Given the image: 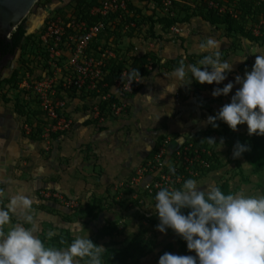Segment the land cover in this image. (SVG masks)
Here are the masks:
<instances>
[{
  "label": "rangeland",
  "instance_id": "1",
  "mask_svg": "<svg viewBox=\"0 0 264 264\" xmlns=\"http://www.w3.org/2000/svg\"><path fill=\"white\" fill-rule=\"evenodd\" d=\"M237 1L238 0H234L235 5ZM187 4L193 7L199 5L192 1ZM73 5L75 4H71L70 7ZM47 8V0H39L31 10L32 15L26 18V22L24 23V29L28 37L22 42L16 61H14L15 63H13L11 69L5 72L2 77L3 80H6L12 73L16 72V80L18 82L14 83L13 79V83L11 84L6 81L0 84V109H2L3 112L9 111L12 116L14 114L19 127L23 124L22 127L25 131H27V127L30 124L34 123V117L37 113L33 114V112L37 111L38 105L30 92L22 91L19 88L21 84L20 81H22L24 74H30L36 77L38 73H41L46 67H44L46 56L39 46L38 37L45 23V19H48L47 16L69 14V12H64L63 10L49 14L50 12ZM157 8V5L152 3L150 9L152 12H148L149 14H145L144 16L142 15L143 10L146 9V6H144L140 11V17L134 16L136 28H128L126 33L123 32L124 28H121V53H123V61L127 60L124 54L134 49V46L130 50L129 47L134 44L135 41H139L140 43L137 45L139 47H135V49L142 53L141 57H146L154 66L156 65L163 72H171L172 74L174 68H176L181 61H184L185 64H198V61L202 59L204 55L200 50V45L201 43H206L207 37H213L221 44V60L233 62L236 59H243L245 57L246 59L242 62H235L232 71L227 75V79L220 85H201L193 81L189 86H182L183 90L177 88L178 90H176L174 95H170L171 93L168 91L161 92L160 94H150V96L153 97L151 103L154 107H157L155 108V116L158 120L156 126H148V120H146L148 116L143 110L140 112L135 111L134 114L133 111L136 106L130 103L129 97L123 115L126 114V117L129 118L130 116H134L136 123L133 121L129 123V118H127V123H125V118L123 117L121 118V130H119L121 134L113 132V134H117L118 137L113 138V134H111L106 140L100 141L108 145L107 148H110L107 151V148L104 147V150L112 153V155H110L112 160H114V148L120 150L118 148L121 145V168H115L116 162L109 160L107 164H114V166H112L111 169H104L105 166L102 165L104 162L100 159L98 161L97 158L99 150H102L103 147H94L93 149L87 142L82 144L79 149L83 156V161L87 162L89 159L88 157H91V161L90 166L86 167L87 170L85 171H80L78 167V173L75 175L79 181L77 185L73 186L72 189L65 188L67 195L64 193L47 191L51 194H58L65 203L67 201H73L74 205L77 206L69 208L64 206L65 203L63 202L58 203L59 207H57L59 210L57 211L60 212L63 218L61 217V219H59L57 217L54 219V223L56 224H52V226L42 224L41 228L38 229L39 238L46 246L66 248L77 236L86 237L88 235L89 239L95 245L102 246L105 249L102 250V253L105 251L122 252L129 250L128 253H130V258L123 260L122 263L124 264H158L159 257L165 252L175 255L194 256V253H189L187 251L186 244H180L176 239V235L171 230H168L166 234H161L156 230L157 225L155 223L158 219L155 215L154 197L149 193H147L148 196L143 193L146 184L153 179L151 175H145L140 182H137V185L134 186V190L121 189L119 186L120 184L126 183L128 180L130 182L134 172L136 173L137 169H139L142 164L144 165L148 161H151L156 152L152 156H149L150 153L148 151L151 150L154 145L158 146L156 151L159 147H164L167 152L164 165L171 167L173 153L182 142L191 139L189 137L191 133H195L194 136L197 138L203 137V133L205 132L207 134L210 133L209 138H214L217 143L221 138L224 140V146L219 151L216 150L219 147L218 145L211 146L215 154L214 159L210 162V168L203 172L202 177L194 180L201 185L209 181H215L220 188L224 185L227 186V193L244 191L248 195L264 194V169L257 171L248 164L245 153L249 151L243 153L239 158H233V148L237 142L246 144L250 150L252 147L250 139L258 135L249 136L246 125H240L236 131H231L228 126L221 121H217L218 127L215 129L206 123L207 117L215 115L223 105L230 102L231 96L234 95L239 87V85L235 84V77L240 76L243 78L246 71H251L255 62V55L258 50H264V44L253 43L241 39L238 35L228 38L225 35L223 27H211L207 23H203L199 18L192 17L188 19L187 23L182 24L183 26L173 25L170 28H164L162 25L158 24V26H156L158 31L154 30L153 33L155 36L152 37L149 33V22L147 19L148 17L160 14V12L156 10ZM186 15V13L180 11L178 18L184 19ZM245 27L246 29L249 28L248 23ZM112 36L114 35H110L109 37ZM167 44L169 45L170 53L173 54L179 51L182 54L178 57L169 55V58L164 60L165 58H163L164 53L162 50ZM230 44H232V47H230ZM180 48L184 49V53L181 52ZM137 51H134L135 55L132 57H137ZM150 51H152V55H150ZM27 69L30 73L26 71ZM146 74V76L149 75L148 72H146ZM185 82L186 81H181L180 83L183 84ZM229 82H232L234 87L228 96L214 98L211 95L214 88H222ZM162 83L168 85V82ZM164 84H160V86L163 85L164 87ZM142 85L143 80L139 83L138 89L141 88ZM135 94L136 92L133 96H135ZM133 96L131 98H133ZM187 99H189L188 103L190 104L185 103ZM145 101L146 100H142L141 102L144 107L143 109H145ZM191 105L195 108L199 107L205 110L206 114H202L198 120L195 119L196 113L191 110H185L186 106ZM86 109L88 111L90 110L88 106L81 107L79 104L74 114H87L85 111ZM147 110L148 109H146V111ZM147 113L153 115L149 110ZM88 116L89 118L91 117L90 115ZM88 116L86 117L88 118ZM106 120L112 121L114 119L106 118L103 123L101 122L98 124L93 122L94 129H100V131L104 130L105 124L108 122ZM145 122L147 125H145ZM166 131H171L173 133L176 131L179 133L182 132V142L180 141V143L173 145V141L170 139L171 136L165 134ZM29 134L30 138L35 137L42 141L38 135L35 134L33 137L32 133ZM53 137L52 135L49 139L50 141H47V144L44 140L42 143L47 146ZM261 137L264 138V136ZM81 140L82 142L87 141L85 136H83ZM87 147H90V149H87ZM147 153L149 154L147 155ZM93 157H95V159H93ZM69 158V155L64 157L63 162L68 164ZM73 166L75 167L76 165L73 164ZM119 178H121V180L116 181ZM92 186L95 188H92ZM92 190L95 193V199L103 200L102 204L100 201V203H97V207L103 209V214L101 213L98 222L94 221V223L89 219V215H85L84 213L86 210L89 211L91 209V203L93 201L90 198L87 199L86 196L89 192H92ZM129 191L132 192L130 193ZM50 201L55 200L52 198ZM30 224L32 223L27 225L30 226ZM136 244L138 246H135ZM114 254L116 253H113V255ZM113 255L109 258L110 260H115L116 255ZM120 263L121 261L115 262V264ZM80 264H86V261H80ZM102 264L108 263L102 260Z\"/></svg>",
  "mask_w": 264,
  "mask_h": 264
},
{
  "label": "clouds",
  "instance_id": "2",
  "mask_svg": "<svg viewBox=\"0 0 264 264\" xmlns=\"http://www.w3.org/2000/svg\"><path fill=\"white\" fill-rule=\"evenodd\" d=\"M46 21V20H45ZM221 44L213 37L201 43L204 53L198 64H180L172 71L175 82L165 91L174 95L178 86H189L195 81L204 85H220L232 71L233 62L220 59ZM139 75L136 69H133ZM181 81H186L181 84ZM239 85L229 103L223 105L206 123L213 129L217 121L236 131L246 125L249 136H264V50H258L251 71L243 78L235 77ZM234 84L216 87L211 95L228 96ZM149 100L153 97L147 95ZM210 145L224 146L223 138L217 143L207 138ZM249 151L246 144L237 142L233 158H239ZM169 171H175L169 167ZM155 215L159 223L156 230L166 234L171 230L186 243L189 253L175 255L165 252L158 264H264V194L248 195L222 192L215 181L201 185L194 179H186L180 187H163L154 195ZM31 201L23 196L13 198L11 205L0 208V264H102V246L95 245L87 235L77 236L66 248L46 246L39 238L38 228L33 223L25 227L17 222L5 231L11 222L10 212L17 207L28 208ZM30 219V218H28Z\"/></svg>",
  "mask_w": 264,
  "mask_h": 264
},
{
  "label": "built area",
  "instance_id": "3",
  "mask_svg": "<svg viewBox=\"0 0 264 264\" xmlns=\"http://www.w3.org/2000/svg\"><path fill=\"white\" fill-rule=\"evenodd\" d=\"M92 1L94 4L88 10L87 19L76 17L74 9L67 15H54L46 19L38 37L39 46L46 56V67L36 77L24 74L20 81L19 88L30 92L38 105L34 123L27 127L26 132L38 135L46 144L52 135H63L70 131L73 125L71 110L78 108L79 104L90 108V118L97 124L103 123L106 118H120L125 113L128 98L137 92L138 85L143 80L140 73L137 75L133 72V54H124L127 60L123 61L119 42L115 41L114 36H107L109 32H119L120 28H124V33L128 28H136L134 22H124L130 16L129 0ZM190 1L204 3L208 10L218 14L227 12L234 19L238 16L230 2L234 4V0H160V9H156L160 12L158 16L167 14L173 17L172 8L175 4ZM261 4H264V0H256V5ZM94 19L97 21L89 23V20ZM262 27L264 28L262 17L257 24L249 26L255 36L261 35ZM132 51L137 50L134 47ZM115 66L120 69L111 78ZM152 66L148 60L142 68L149 72ZM166 153L163 146L159 147L151 161L142 164L134 172L130 182L128 180L119 185L121 189L134 190L137 182L145 175H151L153 179L143 191L155 195L160 188H178L184 180L196 179L210 168L211 160L208 158L211 150L208 148L199 149L190 142L181 143L172 156L171 167L175 169L174 173L164 165ZM40 195L47 201L53 198L57 203H65L58 194L42 191ZM64 206L73 208L77 205L73 201H67Z\"/></svg>",
  "mask_w": 264,
  "mask_h": 264
},
{
  "label": "crops",
  "instance_id": "4",
  "mask_svg": "<svg viewBox=\"0 0 264 264\" xmlns=\"http://www.w3.org/2000/svg\"><path fill=\"white\" fill-rule=\"evenodd\" d=\"M76 2L77 0H47V9L50 12L49 14L55 13L60 10L69 12L71 9L73 10L75 6L73 5L72 7H70V5L76 4ZM129 4L128 11L130 8V17H140V11L144 8V6H146V9L143 10L142 15L145 16V14H149L148 12H152L150 11L152 5L151 0H130ZM156 26L158 25H155L154 30L158 31V28H156ZM119 33L121 36V28L119 29ZM116 39L117 38H115V40ZM118 42L119 49L121 50V37L119 38ZM139 43V41H135V43L129 47V50L132 49L133 46L139 47L137 46L139 45ZM180 50L181 52H183L184 49L180 48ZM130 52L135 55L134 51L130 50ZM137 52V57H141L142 53L140 51ZM162 52L164 53V60H167L169 58V55L178 57L180 56V54H182L179 51L173 54L170 53L171 51L168 44L165 45ZM150 55H152V51H150ZM148 74V76H146L147 74L143 75V85L137 90V92H139H136L135 96H133L134 94L130 96L129 101L131 104H134L136 106L133 111L134 114L135 111L140 112L141 110H143L144 113H146L148 116V119H146L148 120V126H156L158 120L155 116V108L157 107H154V105L151 103L152 99L149 100L147 95L160 94L161 92H165L166 87L168 88V86L175 81L172 78L171 72H163L157 66L153 67L152 71L148 72ZM162 82H168V85ZM160 84H164V87L163 85L160 86ZM177 88L183 90L182 86H178ZM132 96L133 98H131ZM142 100H146L145 109H143L144 107L141 103ZM188 101L189 99H187L185 103H188ZM146 109H148L153 115H149V113H147L148 110L146 111ZM75 110H77V108L71 110V118L73 119L72 129L67 134L58 136L53 135L54 137L49 143L50 145L48 144L46 146L42 143V141L34 137L35 134H33L34 138H30V134H28L23 129V124H21L19 127L14 114L12 116V114L10 115L9 111L3 112L2 109H0V208L7 209L11 205L13 198L17 196H23L24 198L31 201L30 207H17L15 212H10L11 222L9 225L5 226V231L17 222L24 223L25 226H28L29 223H34L39 229L41 228L42 224L51 226L52 224H56L54 223V219L57 217L59 219H61V217L63 218L60 212L57 211L59 210L58 203L56 201L44 200L40 197L39 194L42 191L66 194L65 188L72 189L73 186L77 185L79 181L75 175L76 173H78V167L80 171H85L87 170L86 167L90 166L91 161V157H88L89 159L87 160V162L83 161V156L79 149L81 148L82 144H85V142L89 143V146L93 149L94 147H103L102 150H99L97 158L98 161L100 159L104 162L102 163V165L105 166L104 169H111L112 166H114V164H107L109 160H111L112 162H116V165L114 166L115 168H121V145L118 148L120 150H117L113 147L114 160H112L110 158V155H112V153L107 152L110 148H107L108 145H106L104 142L101 143L100 141L104 139L106 140V138L108 136L110 137L113 132L120 133L119 130H121L122 122L121 118L124 117V122L127 123L126 120L129 117H126L125 114L120 118H117V120H106L108 122L105 124V129L100 131V129H94L93 121L91 120V118H89L88 115L90 114L87 109L85 110L87 114L81 115L74 114ZM185 110H191L196 113L195 119L197 120L201 117L202 114H206L205 110L199 107L195 108L193 105L186 106ZM86 116H88L89 119ZM132 121L136 123L134 116H130V118L128 119L129 123ZM145 125H147L146 122ZM165 134L171 136L170 139L171 141H173V145H176L183 140L182 132L179 133L176 131L173 133L171 131H166ZM194 135L195 133H191L189 137H192ZM83 136H85L87 141L82 142L81 139ZM112 137L114 138L118 136L117 134H113ZM90 147H87V149H90ZM104 147L107 148V151L104 150ZM151 150H149L148 152L150 153ZM149 153H147V155ZM68 155L70 156V158L67 162L68 164H66L65 162H63V158ZM93 159H95V157H93ZM73 164H75L77 167H74ZM119 180H121V178L117 179L116 181ZM92 188L95 187L92 186ZM94 194L95 193L92 190V192H89L87 194L86 198H90L92 201L97 200L95 199L96 197L94 196ZM97 201H100L101 204L103 202L102 199H98Z\"/></svg>",
  "mask_w": 264,
  "mask_h": 264
},
{
  "label": "trees",
  "instance_id": "5",
  "mask_svg": "<svg viewBox=\"0 0 264 264\" xmlns=\"http://www.w3.org/2000/svg\"><path fill=\"white\" fill-rule=\"evenodd\" d=\"M149 1V0H148ZM152 3L157 5L158 9H160V0H151ZM187 2L188 0H184ZM231 2V5H235ZM94 4V1L92 0H77L75 6H74V15L76 17H79L81 19H87V13L89 8ZM235 10L238 12V16L236 19L232 18L229 13H224V14H218L216 11L213 10H208L205 6V4L200 3L198 6L191 7L187 3L185 4H175L172 8L173 12V17H169L167 14L158 17V15L148 17L147 21L149 22V33L152 37H154V28L155 25H162L164 28H170L173 25H182L184 23H187L188 19L190 17L192 18H199L202 22L207 23L211 27H223L224 32L226 37L230 38L231 36L238 35L241 39H245L247 41L253 42V43H261L264 44V28L262 27L260 29L261 35L259 36H253L251 33V29L248 28L246 29L245 25H253L257 24L259 22V18L262 17L264 18V4L261 5H256V0H238L237 4L234 6ZM130 10V8H129ZM181 12L186 13L187 15L184 17V19H179L178 14ZM130 12V11H129ZM188 12V13H187ZM177 14V15H176ZM177 16V17H176ZM96 22L97 20H89V23ZM124 22H134V17L129 16L126 17ZM138 24V23H137ZM139 25V24H138ZM249 25V26H250ZM137 27V26H136ZM118 29V27H116ZM110 35H114L115 38H117L115 41L118 42L120 36V33L118 32H113V33H108V37ZM28 36L26 35V31L24 29V25L20 24L16 31L11 34L10 40L11 43H9L7 40L4 38L0 37V55L4 56L7 53H12L13 50L19 48L22 44V42L27 38ZM159 38V37H158ZM182 42V40H181ZM230 47H232V44H230ZM135 61L133 63V69H136L138 73L145 75L146 71L142 68L143 65L147 64L148 59L144 56L142 57H134ZM153 60V59H151ZM123 65V64H122ZM121 65V68H122ZM153 65V63H152ZM153 67H156V65ZM119 66H115L112 69V77L114 78L115 75L119 72ZM28 70V69H27ZM3 77V76H2ZM0 78V84L3 81H6L7 83H13L12 80L14 79V83L18 82L16 80L17 74L16 72L12 73V75L8 79ZM111 80V79H110ZM36 113L35 111L33 114ZM32 115V114H31ZM210 133H203V137L197 138L196 136L190 137L191 141H184L182 142L183 144H186L188 142H191L195 148L199 149H210L211 150V156L208 158V160L214 159V151L212 149V145H210L207 142V138H209ZM208 135V136H207ZM251 142V149L249 152L245 153V158L248 162V164L254 168L255 170H261L264 169V138L261 136H254L250 139ZM158 146H154L152 148V151L150 152L149 156H152L157 149ZM202 177V174L198 177ZM196 178V179H198ZM131 189V188H128ZM127 190V189H126ZM132 190V189H131ZM222 192L227 194V186H222L221 187ZM130 193L132 191H129ZM147 196L148 194L143 191ZM154 197V195H153ZM97 203H100L99 201L93 200L91 203V209L88 211L86 210L84 213L85 215H89V219L94 222L97 221L101 213L103 212V209L100 207H97ZM69 220V219H66ZM159 223V221H156V225ZM176 239L180 242L181 245H185L186 243L182 241L178 236H176ZM135 246H138L137 244ZM129 250L122 251V252H113V251H105L102 253V260H105L108 264H115V262H120L122 263L123 260L129 259L130 258V253H128ZM113 253H116L113 255ZM115 256V260L109 259L111 256Z\"/></svg>",
  "mask_w": 264,
  "mask_h": 264
},
{
  "label": "water",
  "instance_id": "6",
  "mask_svg": "<svg viewBox=\"0 0 264 264\" xmlns=\"http://www.w3.org/2000/svg\"><path fill=\"white\" fill-rule=\"evenodd\" d=\"M39 0H0V36L7 39Z\"/></svg>",
  "mask_w": 264,
  "mask_h": 264
},
{
  "label": "flooded vegetation",
  "instance_id": "7",
  "mask_svg": "<svg viewBox=\"0 0 264 264\" xmlns=\"http://www.w3.org/2000/svg\"><path fill=\"white\" fill-rule=\"evenodd\" d=\"M30 15H32V12H30V14L28 15L27 18H29ZM25 22H26V19H24V20L21 22V25H22V24L24 25ZM16 29H17V28H16ZM16 29L14 30V32L16 31ZM14 32H13V33H14ZM10 36H11V35H9L7 39L4 38V39L7 40L9 43H11ZM0 37H1V36H0ZM2 38H3V37H2ZM20 47H21V46H20ZM20 47L17 48V49H15V50H13L12 53H7V54H5L4 56H1V55H0V78H1L2 76H4L5 72H7L8 70H10L11 67H12V65H13V63H15L14 61H16L17 54H18V51H19Z\"/></svg>",
  "mask_w": 264,
  "mask_h": 264
}]
</instances>
